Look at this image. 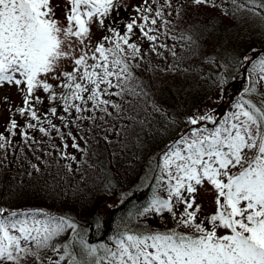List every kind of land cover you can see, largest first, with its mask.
<instances>
[{
    "label": "snow or ice",
    "instance_id": "obj_1",
    "mask_svg": "<svg viewBox=\"0 0 264 264\" xmlns=\"http://www.w3.org/2000/svg\"><path fill=\"white\" fill-rule=\"evenodd\" d=\"M230 4L225 17L264 19V0ZM223 6L224 0H0V86L21 93L22 106L9 110L25 120L22 127L13 117L7 135L0 132V166L17 134L33 152L40 150L33 145L44 141L28 129L42 137L56 133L64 149L67 136L80 152L77 137L62 129L83 131L89 122L106 143L109 133L129 131L139 141L146 121L129 115L135 108L129 98L147 103L149 85L138 73L155 71L151 57L166 61L169 55L177 63L159 71H178V40L189 49L196 43L183 32L177 36L180 24L193 9ZM122 8L129 14L121 26ZM94 28L105 32L95 43ZM243 62L251 66L247 84L226 113L186 116L175 135L149 154L148 171L137 179L151 196L108 242H89L68 213L0 206V264H264V53ZM150 106L161 112L155 102ZM52 148L79 164L75 155ZM31 168L41 171L36 163ZM201 189L214 206L202 219L196 200ZM155 219L162 223L154 225Z\"/></svg>",
    "mask_w": 264,
    "mask_h": 264
},
{
    "label": "trees",
    "instance_id": "obj_2",
    "mask_svg": "<svg viewBox=\"0 0 264 264\" xmlns=\"http://www.w3.org/2000/svg\"><path fill=\"white\" fill-rule=\"evenodd\" d=\"M230 8V0H224L221 9H193L186 16L177 30V36L183 32L191 35L196 43L189 49L178 40L176 50L182 57L178 71H159L166 65L177 63L169 55L166 61L151 57L152 69L155 71L150 69L143 74L138 73L149 85L147 103L143 98H129L135 105L129 115L146 121L139 141L129 131L127 135L120 137L109 133L111 143H106L100 139L102 133H92L89 122L85 123L83 131L75 126L62 129L65 134L70 130L77 137L84 152L72 148L73 141L67 136L65 139L68 147L64 149L63 142L54 132L49 138L42 137L38 131L27 130L36 140L44 141L41 145H33V148L40 149L36 152L24 145L20 135L13 137L15 148L8 150L7 160L0 166V206L14 209L41 207L57 215L66 213L72 202L71 209L76 210V215H88L77 220L83 226L85 238L91 243L108 242L109 237L129 221L130 214L148 202L151 191L143 184L138 186L140 180H137L125 193V196L127 193L132 195L126 200L124 196L118 205L106 211V215H103V210L97 209L93 196L113 192L116 194L119 191L120 183H117L114 173L116 176L130 175L138 167L143 177L148 171L149 154H154L157 147L162 146L160 142L170 136L165 131L166 126L171 125L168 130L174 124L182 125L186 116L195 113L217 85H222V90H226V95L228 93L230 97V102L225 105L227 112L231 104L240 99L247 84V69L251 66L244 64L243 58L246 55L264 53V19L247 13L225 17L222 13ZM119 17L122 26L126 12L120 11ZM107 23H111L110 20ZM167 42L172 44L171 40ZM38 95L43 96V93ZM219 98L224 99L223 92ZM153 102L161 112H152L150 105ZM21 106L22 102L15 108ZM39 107L43 112L47 108V102ZM13 117L23 127L24 118L8 108L7 119L0 125V132H5ZM55 123L60 126V121L56 120ZM136 131L139 132L138 125ZM5 134L7 135L6 132ZM53 144L66 151L69 156L75 155L79 164L71 159L61 158L60 152L52 148ZM48 152H52V155H47ZM36 156H40L41 160L38 161ZM33 163L38 164L40 172L31 168ZM66 165H71L73 171L69 172ZM155 223L162 222L155 219L153 224Z\"/></svg>",
    "mask_w": 264,
    "mask_h": 264
},
{
    "label": "rangeland",
    "instance_id": "obj_3",
    "mask_svg": "<svg viewBox=\"0 0 264 264\" xmlns=\"http://www.w3.org/2000/svg\"><path fill=\"white\" fill-rule=\"evenodd\" d=\"M126 2L135 3L136 0H126ZM122 10L126 12V17L123 18V21H124L125 18H127L129 14V10L126 8H122L121 12ZM57 15L58 16L60 15L59 10L57 11ZM110 22H111V19H110ZM93 31H94L93 43H95V41L100 38V35L102 36L105 34V32L101 31L99 28H94ZM68 67L70 70V66ZM241 72L244 78L245 77L244 68H242ZM222 89H223L222 85H217L216 88L213 89L210 97L204 103L201 104V106L197 109L196 112L214 111L218 117L221 114L226 113L225 105L227 102H230V97L228 96V93L226 95V90H222ZM221 92L224 93L225 100L224 99L220 100L219 97H220ZM5 97L8 98V103H5ZM21 102H22V96L16 87L9 86L7 84L0 86V125L6 122L8 108L14 109ZM182 125L180 124L179 126L178 124H174L170 129L167 130V133L170 136L175 135L176 130L182 127ZM141 172L142 171L138 167H136L133 174H130V175H125V176L117 175L116 176V174L114 173L117 183L118 182L120 183V189L114 195L113 194H103V195L100 194L98 196H93V199L96 201L97 209L103 210V215H106V211L108 209L112 208L113 206L118 205L121 202V200L124 198L125 193L128 192L133 187L132 184L138 180L137 177L142 176ZM121 182H122V186H121ZM138 186H142V183L140 182ZM212 199L213 197L209 192H206L203 189H201L198 192L197 197H196L197 203H200L203 205V213L201 214V219L203 218L204 214L209 213L212 210H214V206L211 203ZM71 206H72V202L67 207L66 213L73 216L76 220L88 216V215H84L83 213H78L76 215V210L74 211L73 209H71Z\"/></svg>",
    "mask_w": 264,
    "mask_h": 264
}]
</instances>
